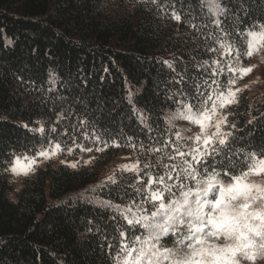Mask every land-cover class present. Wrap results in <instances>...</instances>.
<instances>
[{"label": "trees", "instance_id": "16d2710c", "mask_svg": "<svg viewBox=\"0 0 264 264\" xmlns=\"http://www.w3.org/2000/svg\"><path fill=\"white\" fill-rule=\"evenodd\" d=\"M219 2L227 10L220 19L231 33L228 39L246 52L251 39L247 32H259L264 25V0ZM173 10L180 21L172 19ZM207 15V3L201 8L200 0H0V264H114L119 217L109 219L116 216L114 211L87 200L98 195L117 204L129 202L135 195L129 187L134 174L123 173L128 179L111 190L92 189L106 180L107 169L121 156L141 159L142 167L146 159L162 155L137 153L141 143L154 142L149 137H157L160 146L169 136L176 140L168 117L179 105L167 97L187 99L196 94L198 84L210 90L204 81L211 83L217 67L213 60H221L224 71L218 79L229 87V56L221 57L223 49L207 51L219 48L217 38L225 37ZM53 73L55 85L50 83ZM181 76L183 83H176ZM129 91L135 107L149 116L152 132L133 112ZM181 91L187 95L181 97ZM238 97L229 117L237 125L232 130L237 137L234 149L256 151L264 158V89L252 100L246 92ZM60 113L63 118L57 123ZM41 124L43 134L29 131ZM53 126L56 133L51 132ZM94 132L122 146L96 152ZM128 137L135 149L123 146ZM73 138L93 151L81 152ZM49 140L59 143L62 153L73 147L74 153L92 156L93 163L71 168L47 161L17 187L7 171L13 156L35 157L41 147H49ZM164 151L171 152V146ZM241 168L247 170V164L237 168V174ZM113 174L121 175L119 169ZM142 232L138 229L137 234Z\"/></svg>", "mask_w": 264, "mask_h": 264}, {"label": "snow or ice", "instance_id": "6c2138e0", "mask_svg": "<svg viewBox=\"0 0 264 264\" xmlns=\"http://www.w3.org/2000/svg\"><path fill=\"white\" fill-rule=\"evenodd\" d=\"M151 2L155 4L157 0ZM200 3L201 8L207 3L206 19L212 18L210 22L224 34V39L217 38L219 48L209 47L207 51L219 52L223 49L221 57L225 53L229 56L227 70L232 73L228 80L229 87L225 89L218 79L224 71L221 60H213L212 64L217 67L210 74L211 83L204 81L210 90H202L198 84L196 94L187 99H177L176 94L167 97L179 105L169 115V121L184 120L195 125L199 131L186 137L177 131L176 140L172 141L169 136L163 140V146H160L157 137H149L154 142L147 145L141 143L138 157H151L157 153L162 155H157L154 161L146 159L142 167L139 158L135 163L119 165L120 176L109 175L92 189L93 192L105 187L111 190V186H119L118 182L128 179L123 173L135 176V183H129L135 195L129 197L128 203L117 204L111 199L102 200L98 195L87 200L96 208L114 211L116 216H110L109 219L119 217L116 224L119 249L113 257L114 264H264V184L249 180L251 175L264 176V158H258L256 151L249 152L240 147L234 149L237 137L232 130L237 125L229 119L232 115L231 106L239 103L237 93L241 91L240 88L233 89L232 85L252 70L251 67H240L239 61L242 56L252 57L257 53L264 55V25H260L259 32H247L251 39L244 52L234 40L228 39L231 33L222 27L220 17L227 10L219 0H200ZM171 15L172 19L181 20L175 10ZM201 26L207 27L206 24ZM192 27L195 29L197 25L192 24ZM237 34L244 35L240 32ZM208 35L214 36V33L209 32ZM233 51L236 53L234 57ZM164 63L172 68L170 61ZM55 81L53 73L50 83L55 85ZM176 83L182 84L183 76ZM186 95L181 91V97ZM127 99L129 104H133L131 91ZM133 112L137 114L140 123L152 132L148 124L149 116L134 104ZM62 118V113L57 114V123ZM251 123L252 120H249ZM80 124H85V121L81 120ZM29 131L43 134V124ZM51 132L56 133L57 128L53 126ZM93 136L96 152L122 146L117 139L111 142L102 140L95 132ZM84 137L89 139L87 133H84ZM132 139L128 137V142L123 146L135 149ZM48 145V148L41 147L35 157H23L28 161L24 175L34 170L32 165L37 163V158L50 159L61 151L59 143L49 140ZM73 145L81 152L93 151V147L77 144L75 138ZM169 145L172 151L165 152L164 149ZM73 151V147L67 148L69 155ZM20 159L14 155L7 171L17 174L16 164ZM79 163L77 160L68 166L76 168ZM83 163L87 165L91 160H84ZM244 163L247 164V170L241 168L237 174L236 169ZM154 168L157 170L153 171ZM138 229L143 230L142 234H137ZM107 247L111 250L114 246L109 242Z\"/></svg>", "mask_w": 264, "mask_h": 264}, {"label": "rangeland", "instance_id": "374dc122", "mask_svg": "<svg viewBox=\"0 0 264 264\" xmlns=\"http://www.w3.org/2000/svg\"><path fill=\"white\" fill-rule=\"evenodd\" d=\"M239 66L251 67L252 70L243 77L238 78L236 84L232 86L233 89L235 88L241 89V91L237 93V96L242 92H246L251 100L254 99V97L260 96L262 90L264 89V55H260L259 53H257L254 54L252 57L245 56L243 59L239 61ZM236 75L237 77H239L238 72ZM169 124L172 127H174L176 131L181 132L182 135L185 137L191 136L194 134V132L199 131L195 125H191L184 120L169 121ZM185 129H189V131H185ZM77 160L80 161V163L77 166L85 165L83 163L84 160H91V163L87 164L89 166L93 163L92 156L86 157L79 152H75V153L73 152L72 155H69L67 151L63 153L62 151H58L57 154L52 156L50 159H44L42 157L37 158V163L32 165V168L35 169L39 166H44L47 161H52L55 166L59 164H64L68 166V164L73 163ZM136 160L137 159L128 156H121L120 158H117L113 167L107 169L109 171L108 176L112 175V173L115 170L119 169V165L135 163ZM61 161H65V163H61ZM27 165H28V161L24 160L21 157L20 161L16 164L17 174L14 175L11 173V171H8V177L10 178V180L14 181L17 187L19 186L21 179L24 176H26L23 174V171L26 170ZM30 172L31 171H29L28 174ZM249 180L258 184H264V176L251 175L249 176Z\"/></svg>", "mask_w": 264, "mask_h": 264}]
</instances>
